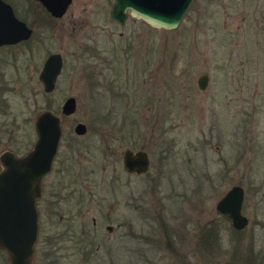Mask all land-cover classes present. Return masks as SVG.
Returning a JSON list of instances; mask_svg holds the SVG:
<instances>
[{"label":"rangeland","instance_id":"obj_1","mask_svg":"<svg viewBox=\"0 0 264 264\" xmlns=\"http://www.w3.org/2000/svg\"><path fill=\"white\" fill-rule=\"evenodd\" d=\"M5 1L33 33L0 48V154L27 152L39 114L58 115L54 170L64 163L58 187L74 194L57 208L73 219L52 225L72 229L32 264H264V0H193L173 30L113 23V0H72L59 18ZM51 53L63 63L46 93ZM71 96L76 111L62 115ZM126 149L148 153L147 173L123 170ZM233 185L243 230L215 209Z\"/></svg>","mask_w":264,"mask_h":264},{"label":"water","instance_id":"obj_2","mask_svg":"<svg viewBox=\"0 0 264 264\" xmlns=\"http://www.w3.org/2000/svg\"><path fill=\"white\" fill-rule=\"evenodd\" d=\"M52 16L59 18L66 12L72 0H35ZM193 0H113L109 21L124 25L128 17L142 20L151 27L173 30L181 22ZM33 33L26 22L19 19L8 2L0 0V47L15 45L28 40ZM62 56L51 53L44 60L38 79L46 93L55 88L62 70ZM208 76L202 75L197 84L207 86ZM76 111V100L68 97L61 106L62 115ZM60 117L50 111L39 114L34 127L37 135L33 149L24 157H16L10 151L0 156L3 166L0 172V250L5 252L9 264H31L37 240V210L35 199L39 195L41 177L50 168L57 152L62 133ZM74 132L82 135L85 124L78 122ZM123 170L144 174L150 167L148 153L139 149H126L122 154ZM244 189L233 185L216 202V211L226 216L235 230H243L248 218L242 213Z\"/></svg>","mask_w":264,"mask_h":264},{"label":"flooded vegetation","instance_id":"obj_3","mask_svg":"<svg viewBox=\"0 0 264 264\" xmlns=\"http://www.w3.org/2000/svg\"><path fill=\"white\" fill-rule=\"evenodd\" d=\"M11 46H14V45H11ZM2 47H5V46H1L0 48ZM36 139H37V135H36ZM60 140H61V137H60ZM60 140H59V144H60ZM35 142L33 143L32 147L27 152L21 155H16L14 152L12 151L11 152L16 157H24L26 154H28L33 149ZM71 144L72 142H69L67 145H69L70 148H73ZM58 148H59V145H58ZM58 148H57V152H58ZM6 151H9V150H6ZM4 152L5 151H3L2 153ZM57 152L53 158L50 170L46 174H44L40 179L39 195L35 199L38 227H37V240L34 246L33 255L35 254V250L37 249L38 245L40 246L41 244L43 245L44 255L47 256V254L48 255H53L54 253L56 254L58 244L64 240L65 238L64 235L66 236L69 230L72 229V226H69V228L63 229V230L62 229L60 230V228L54 229L52 227V225L54 224V220L55 222L61 224L63 223V221H66V220L69 221L73 219L72 216L71 217L65 216L62 210H57V208L60 209V204L62 200L64 199L69 200L73 198L74 196L72 191H69V193L67 192V194L64 196L62 188L58 187L59 181H61V179L59 180V175H61L64 169L66 168H65L64 163L60 162L58 170L57 169L54 170L55 168L53 164H54ZM2 169H3V166L0 162V172L2 171ZM53 171H55V173ZM92 222H93V225L96 224V221L94 218L92 219ZM108 230H111V229L108 228ZM88 234H89V230L84 225L82 227V235L86 236L87 238ZM32 263L33 262L31 261V264Z\"/></svg>","mask_w":264,"mask_h":264}]
</instances>
